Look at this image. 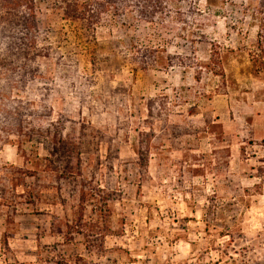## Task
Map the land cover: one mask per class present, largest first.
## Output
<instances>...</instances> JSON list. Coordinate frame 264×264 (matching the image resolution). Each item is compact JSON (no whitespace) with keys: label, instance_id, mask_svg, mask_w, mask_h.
<instances>
[{"label":"rangeland","instance_id":"374dc122","mask_svg":"<svg viewBox=\"0 0 264 264\" xmlns=\"http://www.w3.org/2000/svg\"><path fill=\"white\" fill-rule=\"evenodd\" d=\"M259 9L0 0V264H264Z\"/></svg>","mask_w":264,"mask_h":264},{"label":"trees","instance_id":"16d2710c","mask_svg":"<svg viewBox=\"0 0 264 264\" xmlns=\"http://www.w3.org/2000/svg\"><path fill=\"white\" fill-rule=\"evenodd\" d=\"M257 13L260 15L258 18H256L259 21V31L256 44V48L259 52L253 54V59L257 63V66L260 70V68L264 69V11L259 9L257 10Z\"/></svg>","mask_w":264,"mask_h":264},{"label":"crops","instance_id":"0c3cea01","mask_svg":"<svg viewBox=\"0 0 264 264\" xmlns=\"http://www.w3.org/2000/svg\"><path fill=\"white\" fill-rule=\"evenodd\" d=\"M255 17H253L254 19H256V18H258L260 15L257 13L256 15H254ZM256 21L258 22L257 23V26H258V28H259V21L256 19ZM252 57V61L253 62H255V60L253 59V56H251ZM255 64H256V62H255ZM256 71H257V69H256Z\"/></svg>","mask_w":264,"mask_h":264}]
</instances>
